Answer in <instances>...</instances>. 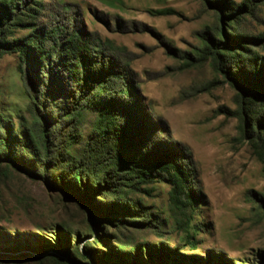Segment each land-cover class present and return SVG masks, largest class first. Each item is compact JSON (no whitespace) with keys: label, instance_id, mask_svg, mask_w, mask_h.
I'll use <instances>...</instances> for the list:
<instances>
[{"label":"trees","instance_id":"obj_1","mask_svg":"<svg viewBox=\"0 0 264 264\" xmlns=\"http://www.w3.org/2000/svg\"><path fill=\"white\" fill-rule=\"evenodd\" d=\"M201 1L212 21L197 32L199 46L192 55L183 54L206 61L233 90L234 109L228 113L237 120L239 137L249 143L264 176V31L251 25L264 10V0ZM43 7V0H0V57L17 58L30 117L29 123L21 121L13 129L10 120L0 116V252L24 250L16 256L22 260L48 254L55 264L197 260L195 254H180L179 244L170 250L162 240L133 242L125 237V252H104L106 237L95 232L101 229L149 230L162 239L160 217L127 197L146 192L143 186L162 181L169 186L171 206L186 215L194 211L200 197L194 161L186 146L165 138V126L142 104L133 72L116 48L74 24L46 18ZM86 110L93 111L95 119L76 155L69 148L81 137ZM63 196L86 210L85 233L94 239L82 247L81 232L72 231L64 218ZM259 198L264 210V194ZM18 211L55 217L59 224L49 228L26 226L52 234L55 242L34 235L36 244L14 241L10 233L18 232L12 217ZM113 239L120 243V238ZM184 242L197 249L193 236ZM204 264L232 263L210 253Z\"/></svg>","mask_w":264,"mask_h":264},{"label":"rangeland","instance_id":"obj_2","mask_svg":"<svg viewBox=\"0 0 264 264\" xmlns=\"http://www.w3.org/2000/svg\"><path fill=\"white\" fill-rule=\"evenodd\" d=\"M43 2L46 18L74 24L116 48L118 58L126 61L133 72L142 104L165 126V138L173 145L186 146L194 161V182L200 192L194 211L186 215L185 210L171 206L169 186L162 181L143 186L146 192L129 193L127 197L148 213L160 217L162 239L149 230L124 229L118 233L113 227L101 229L95 232L106 237L104 252L111 249L125 252L127 248L122 245L127 243L126 237L133 242L162 240L170 250L179 244L177 251L180 254L197 256V260L186 264H204L210 253L219 254L232 264H264V210L259 198L264 194L262 165L249 143L239 137L237 120L228 113L234 109L233 90L222 83L206 61L197 62L183 54L192 55L199 46L197 32L212 21V13L202 1ZM251 25L257 31H264V10L258 13L257 19H252ZM17 63L14 55L0 57V116L10 120L13 129L19 122L26 120L29 123L30 120L28 97ZM144 107H141L143 114L146 112ZM94 119L93 111L83 113L79 125L81 137L69 148L71 153L80 154ZM62 202L66 205L64 218L71 230L82 234L81 238L78 237L79 247L92 242L94 238L85 233V208L79 203L71 205L72 202L64 196ZM12 220L18 235L10 233L11 238L21 242V246H27L25 241L36 244L38 239L34 236L51 244L55 242L52 234H40L26 228L27 224L49 228L59 224L55 217L43 212L25 215L18 211ZM188 236L198 242L194 251L184 242ZM113 238H120V243L113 242ZM38 244L41 243L38 241ZM23 252L1 251L4 257L0 264H55L48 254H34L37 258L31 260L16 257ZM143 259L147 262L145 257Z\"/></svg>","mask_w":264,"mask_h":264}]
</instances>
